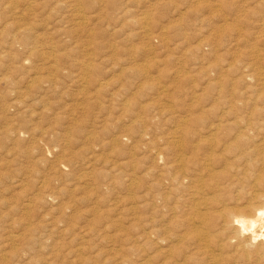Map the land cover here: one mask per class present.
Returning <instances> with one entry per match:
<instances>
[{
    "label": "rangeland",
    "instance_id": "rangeland-1",
    "mask_svg": "<svg viewBox=\"0 0 264 264\" xmlns=\"http://www.w3.org/2000/svg\"><path fill=\"white\" fill-rule=\"evenodd\" d=\"M201 1L0 0V264H143L146 139L264 71V6Z\"/></svg>",
    "mask_w": 264,
    "mask_h": 264
},
{
    "label": "bare ground",
    "instance_id": "bare-ground-1",
    "mask_svg": "<svg viewBox=\"0 0 264 264\" xmlns=\"http://www.w3.org/2000/svg\"><path fill=\"white\" fill-rule=\"evenodd\" d=\"M255 1L264 6V0ZM254 20L263 32L264 14ZM263 56L256 53L254 63ZM240 78L245 89L250 83L258 87L255 103L221 109L212 103L210 117L171 119L168 130L146 139V224L157 231L144 233L143 264H264V71L246 65ZM20 239L11 235L7 243ZM151 243L160 249L159 262L153 261Z\"/></svg>",
    "mask_w": 264,
    "mask_h": 264
}]
</instances>
